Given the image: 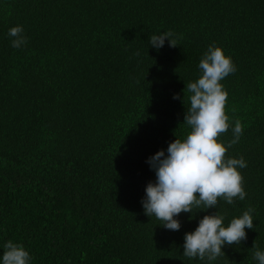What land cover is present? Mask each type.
<instances>
[{
	"label": "trees",
	"instance_id": "obj_1",
	"mask_svg": "<svg viewBox=\"0 0 264 264\" xmlns=\"http://www.w3.org/2000/svg\"><path fill=\"white\" fill-rule=\"evenodd\" d=\"M17 24L28 38L21 48L7 35ZM168 30L178 45H149ZM210 44L236 65L221 83L229 122L243 133L225 155L247 162L246 198L181 213L172 231L143 211L155 180L146 160L186 133V85ZM231 138V127L218 137ZM249 207L255 228L240 245L211 262L183 255L184 233L203 215L228 223ZM8 240L30 264H257L264 0H0V252Z\"/></svg>",
	"mask_w": 264,
	"mask_h": 264
},
{
	"label": "clouds",
	"instance_id": "obj_2",
	"mask_svg": "<svg viewBox=\"0 0 264 264\" xmlns=\"http://www.w3.org/2000/svg\"><path fill=\"white\" fill-rule=\"evenodd\" d=\"M7 35L13 48L27 44L25 29L20 24L11 26ZM166 38L169 46L178 45L171 30L151 35L149 45L159 50ZM198 69L197 78L186 85L187 108L183 120L186 133L170 141L166 150L159 149L146 160L154 170L155 180L145 185L141 199L143 211L172 231L180 229L181 213L194 215L197 210L216 209L220 200L232 205L246 198L239 169L245 168L247 162L242 156L225 155L243 133L239 120L234 125L229 122L225 112L228 93L221 83L236 71V65L220 46L210 44L199 60ZM173 98L180 97L173 94ZM230 127L232 138L225 145L218 137ZM252 212L249 207L228 223L217 211L203 215L193 230L184 233L183 255L189 260L215 261L225 254L223 246L240 245L247 239L246 229L255 228ZM3 249L0 264H30L32 257L23 244L8 240ZM254 259L257 264H264V250L257 248Z\"/></svg>",
	"mask_w": 264,
	"mask_h": 264
}]
</instances>
